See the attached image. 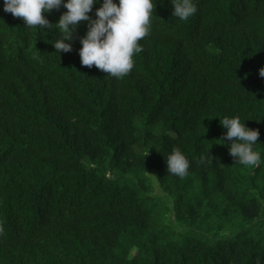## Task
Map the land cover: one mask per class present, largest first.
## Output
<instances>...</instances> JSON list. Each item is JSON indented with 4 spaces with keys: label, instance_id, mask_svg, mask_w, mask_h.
<instances>
[{
    "label": "trees",
    "instance_id": "trees-1",
    "mask_svg": "<svg viewBox=\"0 0 264 264\" xmlns=\"http://www.w3.org/2000/svg\"><path fill=\"white\" fill-rule=\"evenodd\" d=\"M194 2L182 21L155 0L115 78L81 63L87 21L58 55L0 0V264H264V164L215 141L239 116L264 144V0Z\"/></svg>",
    "mask_w": 264,
    "mask_h": 264
},
{
    "label": "clouds",
    "instance_id": "clouds-1",
    "mask_svg": "<svg viewBox=\"0 0 264 264\" xmlns=\"http://www.w3.org/2000/svg\"><path fill=\"white\" fill-rule=\"evenodd\" d=\"M94 4L100 7L95 9L93 18L89 13ZM171 4L172 16L182 21L197 11L194 0H171ZM61 5L67 11L51 23L43 13L59 9ZM155 6V0H118V3L116 0H102V3L101 0H4V11L23 18L25 25L30 26L26 28H38L42 32L45 27L53 30L49 43L54 45L58 55L61 50L72 49L70 41L74 30L81 21H87V32L80 38L81 63L89 67L95 65L115 78H122L133 69L134 54L143 50L139 41L150 33V17ZM260 75L264 76V68L260 69ZM219 121L226 131L215 141L227 145L235 164L253 168L264 164V157L255 147L261 144L258 142L259 129L248 127L239 116L219 117ZM165 158L168 174L181 178L189 174L190 161L179 148H173ZM200 162L207 160L201 157Z\"/></svg>",
    "mask_w": 264,
    "mask_h": 264
},
{
    "label": "rangeland",
    "instance_id": "rangeland-1",
    "mask_svg": "<svg viewBox=\"0 0 264 264\" xmlns=\"http://www.w3.org/2000/svg\"><path fill=\"white\" fill-rule=\"evenodd\" d=\"M154 192H159L160 191V189L158 188V186H157V184H156V182L154 181Z\"/></svg>",
    "mask_w": 264,
    "mask_h": 264
}]
</instances>
